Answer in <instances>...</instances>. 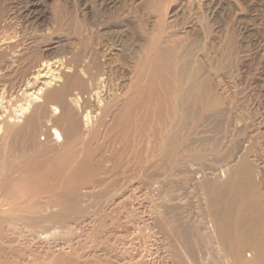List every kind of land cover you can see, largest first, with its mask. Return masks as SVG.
Masks as SVG:
<instances>
[{"label":"rangeland","instance_id":"obj_1","mask_svg":"<svg viewBox=\"0 0 264 264\" xmlns=\"http://www.w3.org/2000/svg\"><path fill=\"white\" fill-rule=\"evenodd\" d=\"M160 18L166 22L170 44L181 46L184 54H190L189 60H198L205 81L199 101L190 103V110L196 112L192 122L187 123L185 133L190 139L191 150L202 151L205 166L219 170L228 163L236 173L243 166L245 155L255 171V178L259 177L256 181L261 186L259 192L263 201L264 0H0V99L6 96L12 110L32 100V85L39 87L45 80L39 73L56 69L57 60L64 56L78 60L81 69L78 73H83L78 75L81 80L86 76L85 81L90 74L99 77L101 68L96 72L95 65L90 63L101 62L102 56L107 55L105 51L110 49H119V55L115 57L117 65L128 67L132 57L157 30ZM95 49L101 56L94 60L91 56ZM49 62V69L42 67ZM36 77L38 81L33 84ZM206 79L211 82L206 84ZM87 85L77 81L72 90L84 92L89 89ZM182 87L190 98L191 92L186 91L190 86L183 83ZM79 108L77 104L71 105L70 113L75 116ZM49 115L46 113L41 118V126L47 123ZM110 125L109 118L92 143V149L96 151L94 163L99 171L94 176L96 181L80 187V205L76 210L73 206L72 212V208L68 211L62 206L49 211V195L54 193L44 190L46 181L39 184L36 181L39 155L42 152L48 154L52 145L35 144L30 130L29 134H23V129L20 132L18 128L9 131L8 137L4 138L7 139L1 141L0 160L4 165L0 170L12 178L8 182L10 194H2L4 199L0 195V206L3 207L0 217L11 218L5 223L4 233L0 234V264H229L228 256L222 253L215 236L212 235L214 240L205 242L204 247L194 242L199 223L203 218V222L208 223L209 218L203 210L204 195L193 182L185 180L187 174L173 166L167 167L166 171L158 173L160 181L165 180L161 185L160 181L156 183L150 178L151 170H141L133 163L124 174L126 187L112 197L116 188L110 182L121 172L120 167L115 169L120 161L118 150L121 145L114 137L106 141ZM131 156V153L125 155V159ZM101 178L110 180L103 190L96 185ZM238 181L234 183V190ZM23 191H26L24 196ZM238 199L240 191H235L234 210ZM115 201H118L117 205ZM22 202L28 207L27 212ZM38 204L46 212L41 215L69 214L70 220L59 230H65L64 233L71 230L70 235L60 231L61 236L58 230L56 237L59 239L55 235L47 239L34 237L18 216L19 210L22 212L23 209L24 219L35 218L40 215L35 211L42 208ZM11 209L13 215L9 213ZM15 221L21 226L19 234L8 229L9 225H17ZM71 226L74 229H69ZM75 229L79 231L74 232ZM203 230L209 234L210 227L206 224Z\"/></svg>","mask_w":264,"mask_h":264},{"label":"bare ground","instance_id":"obj_2","mask_svg":"<svg viewBox=\"0 0 264 264\" xmlns=\"http://www.w3.org/2000/svg\"><path fill=\"white\" fill-rule=\"evenodd\" d=\"M156 28L157 30L149 37L141 51L132 57V62L128 67L126 66V68H124L123 65H117L115 57L119 55V49L116 48L112 50L109 48V52L104 49L107 55L102 56L103 60H100L102 63L96 61L94 63V61L90 60L92 61L90 64L95 65L96 72H99L101 68L102 73L98 75L99 77H96V74H90L89 77L87 76L88 80L85 81L84 79L86 76L82 80L81 76H79L83 73H78V70H81L79 68L80 64L78 65L77 63L78 60L64 56L57 60L56 63L58 66H56V69L52 68L47 73H39V76H41L40 78L45 77V80L40 83L39 87H37L38 85H32L31 89L33 93L31 92V97L33 99L26 101L27 103H24L23 106H18L17 109L12 110V105H9L10 101H6V96L4 97L3 95L0 99V156L3 149L1 141L5 136L8 137L9 131L15 128H18L20 132L22 131L21 129H23V134H29L28 131L30 130V132L34 134L32 136H34L36 140L35 144H39L42 147L47 144L52 145L53 149L49 150L48 154L42 152L43 154L41 153L39 155V161L35 168V174L37 173L38 175L36 181L37 183L46 181L47 185L44 186V190L47 192L51 190V192L54 193V195H49L50 199L48 201L50 205H46L49 211L52 208L57 209V206H62L63 209L67 208L68 211L72 208V212L73 206H75L74 209L76 210L80 205V187L82 188V186L90 185V183L96 181L94 180L96 177L95 173L99 171L97 165L94 163L96 151L92 149V143L99 136V129H101L110 118L111 125L109 127V132L106 134V138H108L106 141H110L109 139L114 137L121 145L118 150V159H120V161L115 167V169L120 167L121 172H118L119 174L116 173V177L117 175L118 177H113V179H115L112 180L113 182H110V185L116 188L112 197H114V194L117 196V193H121L122 188L126 187L124 183V174L128 172L127 170H130L129 168L132 167L133 163L140 166L141 170H151L152 177L150 178L156 183L160 181V177L158 176V173L161 172L160 170L166 171L167 167L173 166V168L178 169V171L187 174L185 180L193 182V185L196 186V188H200L201 193L204 195L205 207H203V210L206 211L205 215L208 216L209 220L207 221L208 223H206L203 222V220H205V218H203L202 222L199 223L200 226H198V230H196V238L194 239L195 244L199 247H204L206 246L205 242L211 243L213 235L216 237L215 241H217V244L221 247L222 253L228 256L229 264H264V200L261 201L259 192L261 186H259L260 184L256 181L259 177L255 178V171L246 161L245 155H243L242 158L244 159L242 162L243 166H241L239 172L236 173L232 170V165L228 163L225 168H220L219 170L213 168L211 165L205 166L203 163L204 156L201 154L202 151H196L195 149L191 150L190 139L185 133L187 123H191L192 121L190 122V120L196 117L195 110H190V103L195 104L199 101L200 90L204 88L203 82L205 81L201 72V64L198 60H189L190 54H184L185 52L181 49V46L174 43L172 45L170 44L165 20L160 18ZM93 51L91 58L94 59L95 57L99 59L101 55L97 52L98 50L96 51L95 49ZM49 66L50 62L44 64L42 67L49 69ZM34 80L35 82L33 84L37 83V77ZM77 81L86 82L89 85H87L89 89H86L84 92L79 91L74 93L72 86H74ZM206 81H208L206 84L211 82L209 79H206ZM183 83L190 86L189 90H186L191 92L190 98L185 95V90L182 87ZM84 88L86 87L84 86ZM73 104H77V106L80 107V111L78 110L75 116L74 113H70V111L73 110L71 109V105ZM46 113H50L49 117H46L47 123L41 126L40 122L42 121L40 120ZM75 118L76 121L74 122ZM193 128H195L194 125ZM41 141H45V143ZM130 153L132 156L125 159V155H129ZM14 156H16V154ZM187 161H190V163H187ZM2 165L4 164H2L0 160V167H2ZM187 166H189V168H187ZM122 168L124 169L122 170ZM100 170H102V168ZM120 173H122V175H120ZM206 173L212 178L207 177ZM11 176L12 175L7 172L0 170L1 197H3L2 194L9 193L10 188L8 182L11 180ZM223 178L225 180H223ZM136 179L133 178V180ZM237 179H239L240 182L238 181L237 188L234 190V183ZM109 181L110 180L106 178H101L99 180L100 183L96 185L98 188L102 189L109 186ZM163 181H160L161 185L164 183ZM107 183L108 185H106ZM21 186H23V184H21ZM135 187L139 188L137 186ZM131 190L133 192V189ZM235 191H240V199H238V201H240L236 206L237 208L234 210L233 207L235 204L233 198ZM25 192L23 191V196ZM125 192H127V190ZM145 192L146 191H144V193ZM17 196H20V194ZM43 199L46 201L45 198ZM3 205L6 207L5 204ZM39 205L40 204H38V206ZM133 205L134 203L132 206ZM22 206L25 205L23 204ZM14 207L16 208V206ZM40 207L42 206L40 205ZM24 208L26 211L23 210ZM27 208L26 206L23 207L22 212L19 210L18 220L24 223L27 228L31 229L29 232L38 239H47L54 235L56 237V233L60 227L63 229L68 220H70L69 214L49 213L50 215H41L45 212L43 207L40 208V210L38 209L39 211H35V213L40 215H36L33 219L32 217L24 219L23 211L27 212ZM2 210L3 207L0 206V212ZM31 210L35 209L32 208ZM9 213L13 215L12 209ZM7 215L9 216V214ZM8 218H10V216ZM8 218L4 220L3 217H0V234H2V232L4 233V230H6L5 223L8 221ZM16 218L17 217H15V219ZM92 221H94V219ZM15 222L17 224V221ZM22 223L21 225H23ZM89 223L90 222H88V224ZM206 224L210 227L209 234L208 232L206 234L203 230ZM9 226L8 229H13L14 231H12L15 232V234H19L21 231V226L19 224ZM71 228L72 226L69 227V229ZM76 230L77 229H75L74 232ZM69 231L66 233H69ZM61 232L59 233L60 235ZM59 238L60 237H58V239ZM196 245L194 248H196ZM202 257L205 258L204 256Z\"/></svg>","mask_w":264,"mask_h":264}]
</instances>
